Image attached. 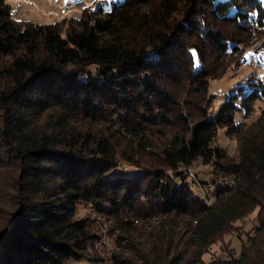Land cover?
Segmentation results:
<instances>
[{
    "label": "trees",
    "instance_id": "1",
    "mask_svg": "<svg viewBox=\"0 0 264 264\" xmlns=\"http://www.w3.org/2000/svg\"><path fill=\"white\" fill-rule=\"evenodd\" d=\"M254 44L263 0H121L47 24L0 0V264H264V106L235 120L264 83L217 115L210 93ZM198 161L210 182L186 173ZM122 163L138 172L111 175Z\"/></svg>",
    "mask_w": 264,
    "mask_h": 264
},
{
    "label": "rangeland",
    "instance_id": "2",
    "mask_svg": "<svg viewBox=\"0 0 264 264\" xmlns=\"http://www.w3.org/2000/svg\"><path fill=\"white\" fill-rule=\"evenodd\" d=\"M11 7L13 17L18 21H29L38 24H47L62 20L69 16L79 18L83 14L85 8L96 9L100 5L110 10L113 2L121 0H5ZM264 1V0H263ZM259 45L254 44L245 48L244 57L245 63L236 65L233 62L225 74L221 78L210 82V93L213 95L212 111L217 115L220 107L225 104L228 99L239 92L240 87L248 88L251 81L261 80L264 83V48H257ZM234 60H238L235 59ZM249 91L247 89L245 94ZM244 94V95H245ZM264 102L258 99L254 104V109L251 114H247L244 109L238 110L236 113V122H252L261 113ZM216 145L226 149L230 155L238 153V143L235 137L228 135L226 128H220ZM125 163L117 166L111 175L125 174L133 176L138 171L135 167L125 166ZM191 173L197 175L201 181H211V166L205 165L202 161L196 162L191 168ZM191 189L201 198H207V192L204 186L199 183H190ZM212 191V190H211ZM211 200L214 199V194H209ZM93 210L92 207H80V215L85 216ZM93 212V211H92ZM252 218V217H251ZM252 220V219H251ZM227 241L231 242L232 247L239 248L238 240L235 237H228ZM104 244L107 243L109 248H113V241L105 233L103 237ZM100 243V246L104 244ZM222 255V250L219 245L212 247L211 251L205 255L206 261H211ZM81 264H94L87 261ZM96 264V263H95Z\"/></svg>",
    "mask_w": 264,
    "mask_h": 264
},
{
    "label": "built area",
    "instance_id": "3",
    "mask_svg": "<svg viewBox=\"0 0 264 264\" xmlns=\"http://www.w3.org/2000/svg\"><path fill=\"white\" fill-rule=\"evenodd\" d=\"M186 173H188V174H189L190 178H192V177H194V176H195V174H192V173H191V170H188ZM210 190H212V188H210Z\"/></svg>",
    "mask_w": 264,
    "mask_h": 264
}]
</instances>
